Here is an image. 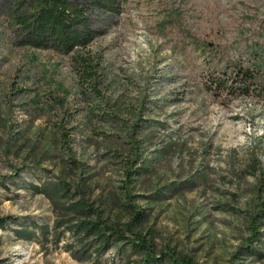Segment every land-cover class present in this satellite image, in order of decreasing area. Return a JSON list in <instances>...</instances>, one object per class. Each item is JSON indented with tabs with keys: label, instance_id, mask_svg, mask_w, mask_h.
Instances as JSON below:
<instances>
[{
	"label": "rangeland",
	"instance_id": "1",
	"mask_svg": "<svg viewBox=\"0 0 264 264\" xmlns=\"http://www.w3.org/2000/svg\"><path fill=\"white\" fill-rule=\"evenodd\" d=\"M118 3V14H98L96 24L107 32L89 49L102 55L105 96L119 120L142 118L133 168L141 173L128 183L126 129L89 131L88 109L73 96L70 124L46 106L58 83L76 89L70 56L38 50V60L32 59V50L12 43L0 18V217L14 220L0 230V264L136 260L132 251L112 249L98 260L78 261L70 252L71 235L57 240L54 221L63 211L34 186L61 180L80 183L112 220L128 221V202L143 208V228L152 232L158 250L173 249L196 264H264V257H234L248 236V218L264 198V99L214 97L204 81L218 57L203 49L214 46L223 59L247 64L251 50L263 44L264 0ZM104 109L102 117L110 114ZM62 128L70 141L61 138ZM141 165L149 169L138 171ZM22 222L48 226L50 233L20 239L15 232ZM260 249L264 253V240Z\"/></svg>",
	"mask_w": 264,
	"mask_h": 264
},
{
	"label": "trees",
	"instance_id": "2",
	"mask_svg": "<svg viewBox=\"0 0 264 264\" xmlns=\"http://www.w3.org/2000/svg\"><path fill=\"white\" fill-rule=\"evenodd\" d=\"M119 7L118 0H0V18L10 31L12 43L19 48L32 50V59L38 60V50L62 57L70 56L76 89L71 91L58 83V91L50 92L46 106L50 110L57 108L62 113L63 124H70L69 97L73 96L76 103H83L88 109L85 128L89 131L98 133L101 126L109 125L126 129L131 146V160L125 170V181L128 183L133 179L136 172L133 168L140 155L139 134L142 127L139 122L142 118H137L132 124L119 120L114 104L105 96L107 74L102 55L89 49L97 37L107 32L106 28L96 24L98 14H118ZM262 43L251 50L247 64L241 58L223 59L214 46L203 45V49L218 57L213 71L204 81L214 97L226 95L264 99V37ZM104 108H109L110 114L102 117ZM63 128L61 138L70 141V132ZM143 168L149 169L141 165L138 171ZM34 191L43 194L55 209L63 211L62 216L54 221V235L57 240L67 233L71 235L74 249L70 252L78 261L98 260L115 249L122 255L128 251L134 252L137 258L132 264H196L173 249L158 250L152 242V232L143 228L146 211L130 202L127 203L130 217L128 221L120 222L110 219L103 209L90 202L80 183L75 186L66 180L46 182L34 186ZM126 196L132 198L129 191ZM12 221L9 216L0 217V230L6 229ZM263 227L264 198H261L257 210L248 218V236L234 255L235 258L264 257L260 249L264 240ZM37 231L45 236L50 233L48 226H38L34 222H22L15 233L20 239L31 240Z\"/></svg>",
	"mask_w": 264,
	"mask_h": 264
}]
</instances>
